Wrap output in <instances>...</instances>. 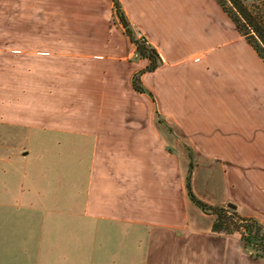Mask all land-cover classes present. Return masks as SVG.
Here are the masks:
<instances>
[{
    "label": "crops",
    "instance_id": "1",
    "mask_svg": "<svg viewBox=\"0 0 264 264\" xmlns=\"http://www.w3.org/2000/svg\"><path fill=\"white\" fill-rule=\"evenodd\" d=\"M86 1L93 11L83 16L75 11L66 14L63 4L58 7L63 18L78 21L70 27L71 33L106 32V18L114 13L112 0L60 2ZM102 1L109 10H101ZM119 1L128 20L161 59L156 69L140 77L149 93L132 85L133 75L148 65L146 58L128 61L124 78L113 70L112 60H104L97 69L94 59L87 60L84 71L81 63H75L72 73L58 69L47 75L57 83L73 82L72 91L87 99L90 108L88 113L79 111V103L71 113L63 112L58 123H42L44 129L91 141L85 215L181 229L176 234H198L200 242L209 239L206 232L212 231L213 220L207 225L192 220L195 209L186 193L181 155L167 146L163 125L154 121L158 111L197 151L195 176L205 170L211 177L216 169L212 190L221 195L217 203H232L238 214L264 223V62L216 0ZM123 36L127 44L122 52L132 56L135 46ZM195 243L192 239L187 243L191 252L203 255ZM230 250L231 264H264L241 250ZM24 259L21 256L17 264H25Z\"/></svg>",
    "mask_w": 264,
    "mask_h": 264
},
{
    "label": "rangeland",
    "instance_id": "2",
    "mask_svg": "<svg viewBox=\"0 0 264 264\" xmlns=\"http://www.w3.org/2000/svg\"><path fill=\"white\" fill-rule=\"evenodd\" d=\"M60 1L0 0V264H17L21 256H25V264H231L230 249L264 261V250L256 255L248 247L252 245L245 244L242 228L232 233L207 231L209 239L200 242L201 235L176 234L181 229L117 223L85 215L91 141L44 129L42 123L63 119V112L71 113L79 103V111L88 113L90 108L86 98L80 99L72 91L71 78L68 87L47 75L58 69L72 73L75 63H81L84 71L87 60L94 59L97 69L104 60H112L113 70L124 78L127 62L142 57L122 52L127 44L123 35L128 36L114 6V13L106 18V32L74 35L70 27L78 21L63 18L58 7L63 8V4L66 14L75 11L83 16L93 11L89 7L92 4ZM102 8L108 9L104 2ZM30 74L33 78H25ZM62 86L65 94L60 93ZM154 121L163 125L161 133L167 146L181 155L184 181L189 175L194 195L230 214L228 206L217 203L221 195L212 190L216 188V169L211 176L214 178L205 170L196 177L199 155L188 145L184 133L158 111ZM190 203L195 209L191 213L193 221L207 225L211 218L214 220L213 214ZM184 236L189 237L186 240ZM191 239L203 255L191 252L187 245Z\"/></svg>",
    "mask_w": 264,
    "mask_h": 264
},
{
    "label": "trees",
    "instance_id": "3",
    "mask_svg": "<svg viewBox=\"0 0 264 264\" xmlns=\"http://www.w3.org/2000/svg\"><path fill=\"white\" fill-rule=\"evenodd\" d=\"M112 1L116 16L124 29V33L134 44L135 51L140 57L149 60V64L137 71L132 77V85L135 90L142 93L148 92L140 77L143 73L156 69L161 63V59L145 36L138 35L137 31L132 29L119 0ZM216 1L264 62V0H252L250 2H246V0ZM185 185L189 199L203 211L214 215L211 228L213 232L232 233L234 230L237 231L242 228V239L246 242L245 244L255 247L256 255H258V251L264 250V226L258 219L253 216H241L232 208L229 209L230 214H227L226 209L212 207L198 199L191 189L189 175L186 177Z\"/></svg>",
    "mask_w": 264,
    "mask_h": 264
},
{
    "label": "water",
    "instance_id": "4",
    "mask_svg": "<svg viewBox=\"0 0 264 264\" xmlns=\"http://www.w3.org/2000/svg\"><path fill=\"white\" fill-rule=\"evenodd\" d=\"M228 207L229 208H234L235 206L232 203H228ZM248 247L251 248L252 250H255V247H253V246H248Z\"/></svg>",
    "mask_w": 264,
    "mask_h": 264
},
{
    "label": "built area",
    "instance_id": "5",
    "mask_svg": "<svg viewBox=\"0 0 264 264\" xmlns=\"http://www.w3.org/2000/svg\"><path fill=\"white\" fill-rule=\"evenodd\" d=\"M133 56H134V57H138V56H140V55L138 54L137 51H135V52L133 53Z\"/></svg>",
    "mask_w": 264,
    "mask_h": 264
}]
</instances>
